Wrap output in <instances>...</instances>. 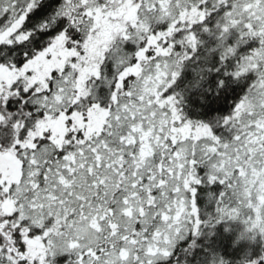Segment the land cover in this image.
Masks as SVG:
<instances>
[{
	"label": "snow or ice",
	"instance_id": "1",
	"mask_svg": "<svg viewBox=\"0 0 264 264\" xmlns=\"http://www.w3.org/2000/svg\"><path fill=\"white\" fill-rule=\"evenodd\" d=\"M0 264H264V0H0Z\"/></svg>",
	"mask_w": 264,
	"mask_h": 264
}]
</instances>
